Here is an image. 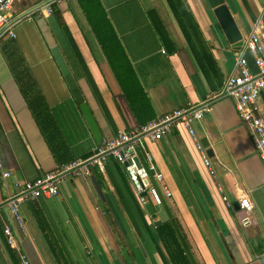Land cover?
Listing matches in <instances>:
<instances>
[{
  "label": "crops",
  "instance_id": "crops-1",
  "mask_svg": "<svg viewBox=\"0 0 264 264\" xmlns=\"http://www.w3.org/2000/svg\"><path fill=\"white\" fill-rule=\"evenodd\" d=\"M180 1L179 19L169 0L14 5L13 20H23L14 38L0 39V162L10 171L7 178L0 171V264H19L5 242V224L30 264H171L155 229L167 221L191 264H264V168L228 98L192 123L205 140L209 167L181 126L144 140L141 161L162 176L160 183L149 179L159 205L141 203L123 166L111 159L102 172L66 176L54 197L21 204L22 226L5 205L16 182L83 159L97 146L81 104L103 141L222 87L243 47L226 42L205 0ZM225 1L242 38L257 19L264 35V0ZM47 3L60 20L43 11ZM244 57L254 73L253 56ZM257 108L264 122V92ZM243 196L252 205L248 214L239 205Z\"/></svg>",
  "mask_w": 264,
  "mask_h": 264
},
{
  "label": "built area",
  "instance_id": "built-area-1",
  "mask_svg": "<svg viewBox=\"0 0 264 264\" xmlns=\"http://www.w3.org/2000/svg\"><path fill=\"white\" fill-rule=\"evenodd\" d=\"M20 1L0 0V39L5 36L15 37L14 27L23 18L13 20L11 12L14 5ZM43 11L47 14L51 13V4H45ZM260 23L261 21L257 19L253 30L242 39L243 50L236 54L233 70L217 92L207 94L197 104L188 103L159 116L155 120L117 132L113 137L101 141L100 145L92 149L86 158L74 159L61 164L54 170L33 180L16 182L14 184L16 192L5 201L11 218L16 224L22 226L21 204L40 196L47 198L56 196L59 192L60 182L66 176L88 175L93 169L102 172L106 162L110 159L123 166L141 203L149 200L154 205L161 204L158 190L150 184L149 179L160 183L162 176L152 163L143 164L141 161L140 154L144 151V140L157 141L170 133L171 129L181 126L191 137L205 166L209 167L205 148L196 137L192 123L199 122L203 114L210 111L217 100L223 98L231 99L234 102L240 119L251 134L256 154L264 168V122L259 116L257 108V100L264 92V35L259 31ZM245 51L253 56L256 68L254 73L248 69L244 57ZM0 171L4 178L10 175L9 170L3 169L1 162ZM163 193L166 197L170 196L164 187ZM239 205L246 214L252 210V205L246 196L239 199ZM241 222L246 225L248 223L247 217H243ZM2 233L7 246L16 252L19 264H30L20 250L17 235L10 224L3 226Z\"/></svg>",
  "mask_w": 264,
  "mask_h": 264
},
{
  "label": "water",
  "instance_id": "water-1",
  "mask_svg": "<svg viewBox=\"0 0 264 264\" xmlns=\"http://www.w3.org/2000/svg\"><path fill=\"white\" fill-rule=\"evenodd\" d=\"M37 1V0H35ZM208 8L217 22L220 30L222 31L226 42L235 49H239L242 46V34L238 29V26L232 16V13L225 0H205ZM86 126L88 127L96 145H100L102 141V135L98 124L93 117L89 107L86 104L79 106ZM205 140H201L202 145ZM239 207V206H237ZM145 208L151 210V205L146 204Z\"/></svg>",
  "mask_w": 264,
  "mask_h": 264
},
{
  "label": "trees",
  "instance_id": "trees-1",
  "mask_svg": "<svg viewBox=\"0 0 264 264\" xmlns=\"http://www.w3.org/2000/svg\"><path fill=\"white\" fill-rule=\"evenodd\" d=\"M169 4L172 8L173 13L179 19V12L184 11L181 1L180 0H169ZM51 11L54 14V16L58 20H60L59 12L53 4H51ZM189 24H190V27H192L191 21L189 22ZM89 154H87V156ZM87 156H85L84 158H86ZM155 229H156L157 237H158L161 245L163 246V248L166 252V255H167L171 264H191L190 261L185 256L184 251L181 247V244H180V242L177 238V235L174 231V228L172 227V225L169 221L158 225ZM10 253H11V256L13 258V261L15 263H17L15 253L12 250H10Z\"/></svg>",
  "mask_w": 264,
  "mask_h": 264
}]
</instances>
